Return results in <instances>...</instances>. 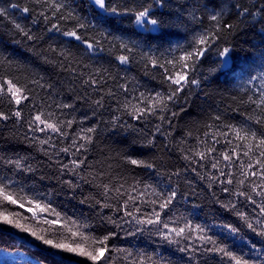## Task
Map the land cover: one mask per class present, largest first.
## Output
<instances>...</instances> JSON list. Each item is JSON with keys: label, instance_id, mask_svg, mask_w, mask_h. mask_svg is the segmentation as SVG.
I'll return each instance as SVG.
<instances>
[{"label": "snow or ice", "instance_id": "6c2138e0", "mask_svg": "<svg viewBox=\"0 0 264 264\" xmlns=\"http://www.w3.org/2000/svg\"><path fill=\"white\" fill-rule=\"evenodd\" d=\"M5 226L0 264H264V0H0Z\"/></svg>", "mask_w": 264, "mask_h": 264}, {"label": "trees", "instance_id": "16d2710c", "mask_svg": "<svg viewBox=\"0 0 264 264\" xmlns=\"http://www.w3.org/2000/svg\"><path fill=\"white\" fill-rule=\"evenodd\" d=\"M78 2L82 3L83 0H78ZM244 39L251 40L252 37H241V40L243 41ZM250 45L247 43H242L241 47L237 49V52L239 55L243 56L245 55L246 52L250 51ZM30 54L27 53V51H24V56L19 57L20 59H24L25 57H28ZM33 67H36V65H33ZM37 70H42V69H37ZM129 75H135L137 76L138 79H140L142 84H146L149 87H153L156 85L155 81H152L150 77H145L143 76L141 70L135 66H133L131 72ZM55 78V77H54ZM215 87V86H213ZM211 91V90H209ZM218 99V98H217ZM196 105H199L200 107L207 108V105L203 102V99L196 101ZM197 111H199V107L196 108ZM107 118V115L106 117ZM109 144H112L111 141H109ZM113 147H118L117 145H112ZM98 158V157H94ZM173 163H175V158L173 159ZM30 183V182H29ZM45 183L51 185L54 184V181H45ZM54 191H59V189H54ZM56 205L58 206V210L68 212L69 214H72L73 211H75L77 214H79L81 211L85 214H89V209L86 205L80 206L78 204L77 200H69L65 195L60 194L58 196L53 197ZM198 203L201 204L203 207L204 211L201 213V216L203 218H206L209 223L215 221H220L223 219H227V217H217L214 215V212L218 211L217 207H214L212 204H210L209 199H206L204 196H201V198L197 201ZM20 211H24L23 209H20ZM125 228H128L130 226L125 225ZM24 235L18 233L17 230L11 229L8 226H5L3 230H0V248L5 249L8 252H15L19 248L20 245V240L19 236ZM118 246L122 247H130V246H135L137 248H141L147 251H152L154 248L159 246L162 242L159 241V239L155 236H149L147 233L143 235H137L136 237H125L123 232L120 233V239L114 241ZM167 247V246H165ZM21 251H27V249H20ZM177 255H180L177 253ZM9 260V264H11V257L7 258ZM79 259L76 257H69V260H75Z\"/></svg>", "mask_w": 264, "mask_h": 264}]
</instances>
